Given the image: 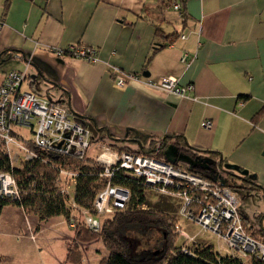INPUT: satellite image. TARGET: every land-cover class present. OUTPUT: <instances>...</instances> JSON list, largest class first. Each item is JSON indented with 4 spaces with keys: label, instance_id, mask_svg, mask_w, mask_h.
I'll return each mask as SVG.
<instances>
[{
    "label": "crops",
    "instance_id": "0c3cea01",
    "mask_svg": "<svg viewBox=\"0 0 264 264\" xmlns=\"http://www.w3.org/2000/svg\"><path fill=\"white\" fill-rule=\"evenodd\" d=\"M174 1L184 19L172 11ZM174 34L177 38H170ZM73 46L93 48L96 61L54 52ZM113 66L152 81L172 76L193 90L178 97L140 81L118 88L109 72ZM8 71L25 72L24 91L66 106L96 138L123 140L116 143L119 148L147 151L154 140L179 136L167 142L169 161L181 155L192 160L187 165L195 162L177 151L175 142L203 159L208 156L203 151L219 154L212 157L215 163L221 160L215 181L229 183L228 172L260 187L239 193V213L247 229H264V215L259 218L264 214V0H0V80ZM204 121L211 122L210 129L203 128ZM89 151L94 159L96 152ZM175 219L191 238L182 237L179 247L205 244ZM43 223L51 229L39 232L36 242L28 240L27 224ZM61 234L72 238L63 217L40 223L20 208L5 206L0 264H7L5 258L11 262V255H27L31 264L29 254L40 253L44 242L49 250H63L52 252L47 264H66ZM217 240L216 250L211 247L226 256ZM87 250H82L83 264Z\"/></svg>",
    "mask_w": 264,
    "mask_h": 264
},
{
    "label": "built area",
    "instance_id": "2783aa9c",
    "mask_svg": "<svg viewBox=\"0 0 264 264\" xmlns=\"http://www.w3.org/2000/svg\"><path fill=\"white\" fill-rule=\"evenodd\" d=\"M171 9L177 15L182 11L180 3L176 1L172 3ZM179 38L184 39L185 36L180 35ZM54 52L58 56L67 54L84 62H94L97 59L96 51L87 47L73 46L66 52ZM185 60L186 56L181 59L182 62ZM109 72L118 88L129 81H140L152 90L178 97H185L193 90L192 85L179 86L176 80L168 75L152 81L125 73L114 66L110 67ZM26 78L25 72L8 71L0 80V150L8 158L11 169L21 170L25 164L35 160V150L85 161L89 150L93 149L96 152L95 162L103 168L102 175L108 178L107 186L96 195L93 209L89 211L79 208L74 202L77 175L60 171L54 188L66 198L67 208L71 212L68 223L70 229L74 228L73 217L80 212L86 227L98 235L101 223L106 217L124 212L128 208L131 201L130 190L110 182L117 171L124 170L129 178L140 185L179 198V215L217 236L223 243L226 256L242 262L252 257L264 262V245L254 240L243 227L239 213L241 198L238 192L220 185L217 181H209L189 173L182 165L173 166L156 160L160 142L155 144L151 156L113 150L104 142L93 139L91 131L76 122L73 113L66 106L24 91L22 86ZM202 126L210 129L211 122L204 121ZM28 188L33 190L35 182ZM23 192L22 185L11 173L0 172V198L19 201ZM27 226L30 227L29 224ZM175 231L186 241H191V238L181 231L180 226L176 225ZM29 236L34 240L31 233ZM97 242L101 243L99 237ZM90 246L91 244H84L81 248L88 249ZM187 248L183 245L181 252L191 256ZM106 257L107 253L104 258Z\"/></svg>",
    "mask_w": 264,
    "mask_h": 264
},
{
    "label": "trees",
    "instance_id": "16d2710c",
    "mask_svg": "<svg viewBox=\"0 0 264 264\" xmlns=\"http://www.w3.org/2000/svg\"><path fill=\"white\" fill-rule=\"evenodd\" d=\"M180 15L184 19L182 11ZM172 37L177 38L176 34L170 38ZM73 117L76 122L83 125L78 116L73 115ZM90 131L93 139L104 142L113 150L118 152L124 150L135 155L151 156L155 150V144L160 142L155 159L173 166L180 165L178 160L169 161L164 154L168 140L171 138L177 140L180 138L179 136L154 140L147 151L143 149L131 151L117 146L116 143L124 142L123 140H117L111 136L105 140L96 138L92 130ZM174 145L177 151L187 153L195 161L185 167L189 173L215 182L212 175H215L221 160L219 159V162L215 163L212 161L214 159L212 157L219 154L203 151L201 153L208 155L207 159H203L192 154L190 152L192 149L188 146H186L188 151H185L178 147L177 142ZM35 153L37 155L35 160L25 164L21 170H12L8 158L0 150V172L11 173L12 177L22 185L24 191L19 201L0 198V212L3 207L10 205L20 208L28 216L37 218L40 223L61 216L68 224L71 212L67 208L66 198L58 194L54 188L60 171L77 175L74 202L79 208L91 211L96 195L108 183V178L102 175L103 168L89 157L85 161H81L75 157L54 155L44 150H35ZM226 174L229 175L230 182L219 183L222 186L238 193L260 190V187L247 177H239L228 172ZM33 182H35V188L30 190L28 187ZM110 182L130 190L131 201L128 208L124 212L106 217L101 223V231L98 235L86 227L82 215L77 212L72 219L74 221V228L71 229L72 239L66 247V264H83L82 250L86 248L82 249L81 246L96 242L98 237L107 252V257L102 258L98 264H264L263 261L254 257L242 262L234 257L221 256L213 250V247L206 244H193L187 248L192 255L184 254L181 252V247L176 246L178 235L174 229L175 217L150 209L145 205L146 187L129 178L124 170L117 171ZM263 215L261 214L259 218ZM243 227L254 240L264 245V229L262 227L250 230L246 228L244 222Z\"/></svg>",
    "mask_w": 264,
    "mask_h": 264
},
{
    "label": "rangeland",
    "instance_id": "374dc122",
    "mask_svg": "<svg viewBox=\"0 0 264 264\" xmlns=\"http://www.w3.org/2000/svg\"><path fill=\"white\" fill-rule=\"evenodd\" d=\"M25 84L23 86L22 89H24ZM93 132V131H92ZM25 133V132H23ZM94 133V132H93ZM96 134L94 133V137ZM90 152V151H89ZM88 152V154H89ZM90 153H92V155L94 156L95 153L93 151H91ZM171 151L170 149L168 150V154H170ZM179 162L182 164V166L186 167L185 165L192 163V160H190L188 157L185 156H179L178 158ZM212 177H214L212 175ZM144 196H145V205L150 208V209H154V210H158L164 213H168V214H172L174 215L177 219L178 222L181 224L182 229L184 231H186L189 234H194L196 235V238L201 241L202 243H205L208 246H213L216 250L217 244H218V240L217 237L212 234L211 232L208 231H204L200 226H198L197 224L194 223H189L184 217L178 215V210L179 207L181 205V200L175 196H169V195H164L159 193L158 191L151 189V188H146L145 192H144ZM23 220L24 217H22V215L20 216V220ZM21 220V222H22ZM33 228V229H32ZM26 229L28 231V233L32 234L34 236V240L30 239V236L28 235V233H26ZM50 230V226L48 225H44L40 227L39 225H34L33 227H29L26 226L25 231H23V233H25V235L27 236L28 240H30L31 242H36L38 240V233L45 231V230ZM65 234H61L60 237H62V240H64L65 245H67V243L69 241H71V237L68 235L64 236ZM52 236H50L51 239ZM16 238H19L16 236ZM52 242V241H51ZM184 242V239L182 237H180V235L177 238L176 241V246L179 247L182 243ZM61 243V242H58ZM63 244V243H62ZM61 247L63 248V246L61 245ZM51 247L49 246V242H44L43 245L40 246V253L38 251H33L31 255V264L37 263V264H44V263H48L50 260H47V258H50V254H52V252H56V253H60L62 252L60 249L58 248H54L52 250H49ZM46 250V251H45ZM50 251V252H48ZM87 254L85 256V260H84V264H98L100 262V260L102 258H104V256L106 255V250L103 248L101 243H96L94 242L93 244H91V246L88 248L87 250ZM15 251H12L11 254H14ZM63 256V254H62ZM57 258V256H54ZM11 258L13 259L11 262H8L7 258H5L4 262H7V264H28L29 263V259L27 257V255H25L24 257H20L19 259H15V255H11ZM64 258V257H63ZM15 259V260H14ZM43 262V263H42Z\"/></svg>",
    "mask_w": 264,
    "mask_h": 264
},
{
    "label": "water",
    "instance_id": "95a60500",
    "mask_svg": "<svg viewBox=\"0 0 264 264\" xmlns=\"http://www.w3.org/2000/svg\"><path fill=\"white\" fill-rule=\"evenodd\" d=\"M145 75V74H144ZM147 75V74H146ZM157 254V253H156Z\"/></svg>",
    "mask_w": 264,
    "mask_h": 264
}]
</instances>
